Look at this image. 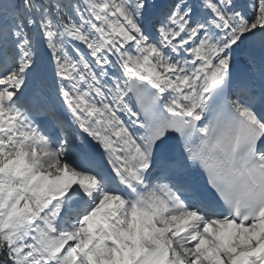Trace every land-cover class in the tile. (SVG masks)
<instances>
[{
    "label": "snow or ice",
    "instance_id": "obj_1",
    "mask_svg": "<svg viewBox=\"0 0 264 264\" xmlns=\"http://www.w3.org/2000/svg\"><path fill=\"white\" fill-rule=\"evenodd\" d=\"M0 264H264V0H0Z\"/></svg>",
    "mask_w": 264,
    "mask_h": 264
}]
</instances>
